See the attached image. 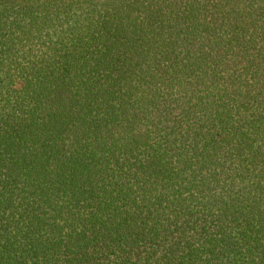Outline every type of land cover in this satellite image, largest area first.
Segmentation results:
<instances>
[{
  "label": "trees",
  "instance_id": "1",
  "mask_svg": "<svg viewBox=\"0 0 264 264\" xmlns=\"http://www.w3.org/2000/svg\"><path fill=\"white\" fill-rule=\"evenodd\" d=\"M0 264H264V0H0Z\"/></svg>",
  "mask_w": 264,
  "mask_h": 264
}]
</instances>
